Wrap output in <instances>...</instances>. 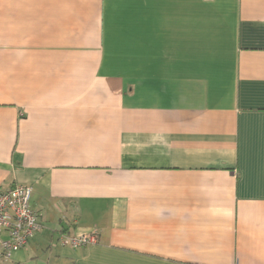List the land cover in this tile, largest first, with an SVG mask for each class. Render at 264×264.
Wrapping results in <instances>:
<instances>
[{"label": "crops", "instance_id": "0c3cea01", "mask_svg": "<svg viewBox=\"0 0 264 264\" xmlns=\"http://www.w3.org/2000/svg\"><path fill=\"white\" fill-rule=\"evenodd\" d=\"M16 186L42 229L0 264H264V0H0Z\"/></svg>", "mask_w": 264, "mask_h": 264}, {"label": "built area", "instance_id": "2783aa9c", "mask_svg": "<svg viewBox=\"0 0 264 264\" xmlns=\"http://www.w3.org/2000/svg\"><path fill=\"white\" fill-rule=\"evenodd\" d=\"M31 186H16L0 193V261L11 259L42 229L39 214L31 206ZM63 246L81 248L97 245L96 232L61 235Z\"/></svg>", "mask_w": 264, "mask_h": 264}]
</instances>
